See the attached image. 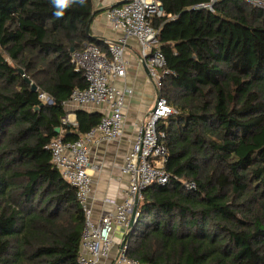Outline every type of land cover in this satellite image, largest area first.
<instances>
[{"label":"trees","instance_id":"16d2710c","mask_svg":"<svg viewBox=\"0 0 264 264\" xmlns=\"http://www.w3.org/2000/svg\"><path fill=\"white\" fill-rule=\"evenodd\" d=\"M157 1L169 72L161 94L177 112L159 125L171 178L143 193L127 258L264 264V11L242 0L213 12L196 9L209 0ZM55 12L51 0H0V264H78L80 255L85 213L46 146L99 125L86 112L76 127L63 120L73 90L87 87L73 54L106 48L88 38L93 0Z\"/></svg>","mask_w":264,"mask_h":264},{"label":"built area","instance_id":"2783aa9c","mask_svg":"<svg viewBox=\"0 0 264 264\" xmlns=\"http://www.w3.org/2000/svg\"><path fill=\"white\" fill-rule=\"evenodd\" d=\"M120 1L119 6L108 10L107 19L113 30L122 32L123 38L106 41L105 50L89 45L82 52L73 54L76 70L83 74L87 87L73 90L65 106L101 108L99 125L73 142L57 138L46 146L56 169L76 190L77 199L85 213L86 224L78 264H137L127 258L126 245L123 249L120 247L116 258L110 261L115 247V230L118 227L129 228L136 202L140 205L143 193L148 188L155 184L167 186L171 178L165 170L168 159V149L164 143L166 135L159 131V125L177 112L161 94L163 80L169 72L166 70L167 58L160 48V29L154 23L164 18L165 12L162 4L156 0ZM224 1L229 0H209L208 4L196 9L213 12L215 5ZM242 1L264 11V0ZM129 38L137 39L141 46V59L148 66L158 97L155 107L137 125L132 150L122 167V173L129 178L124 201L115 205V202L108 200L115 205V211L103 217L99 223H94L90 209V171L94 169L90 159L91 147L98 143L117 141L123 135L126 100L132 91L118 90L115 82L124 79L127 74L125 49ZM39 100L45 105L54 104L45 93L39 95ZM64 124H67L65 119ZM195 188V184L188 185L189 190Z\"/></svg>","mask_w":264,"mask_h":264},{"label":"crops","instance_id":"0c3cea01","mask_svg":"<svg viewBox=\"0 0 264 264\" xmlns=\"http://www.w3.org/2000/svg\"><path fill=\"white\" fill-rule=\"evenodd\" d=\"M120 4V0H93L94 13L87 28L88 38L101 41L103 48L106 41H117L123 38L122 32L113 30L107 19L108 10ZM125 61L127 63L126 77L115 82L118 90L132 91L126 100L123 135L117 141L98 143L91 147L90 159L94 169L90 171L92 180L90 209L94 223H99L103 217L112 214L115 211V205L124 201L129 187V178L122 173V167L126 156L132 150L137 125L152 111L158 97V91L151 80L148 66L141 59V46L135 38L127 40ZM66 111L67 115L64 119L68 128L77 126V112H86L96 116L97 120H101V108L90 106L76 108L70 105L66 106ZM60 133L63 137L68 134L64 130H60ZM108 200L115 202V205L109 203ZM128 229V227H118L115 230V247L112 255L118 252Z\"/></svg>","mask_w":264,"mask_h":264},{"label":"clouds","instance_id":"9594fccd","mask_svg":"<svg viewBox=\"0 0 264 264\" xmlns=\"http://www.w3.org/2000/svg\"><path fill=\"white\" fill-rule=\"evenodd\" d=\"M71 0H51L52 6L56 9L55 15L57 17L62 16L64 14V9H66Z\"/></svg>","mask_w":264,"mask_h":264},{"label":"water","instance_id":"95a60500","mask_svg":"<svg viewBox=\"0 0 264 264\" xmlns=\"http://www.w3.org/2000/svg\"><path fill=\"white\" fill-rule=\"evenodd\" d=\"M33 91L35 92L36 91V87L33 86ZM58 133L60 132V129H57L56 130ZM138 210H139V202H136V206H135V209L132 213V217H131V220H130V224H129V229L133 228L134 225L136 224V221H137V214H138ZM126 237L124 238L123 242H122V245H121V248L123 249V247L126 245Z\"/></svg>","mask_w":264,"mask_h":264},{"label":"rangeland","instance_id":"374dc122","mask_svg":"<svg viewBox=\"0 0 264 264\" xmlns=\"http://www.w3.org/2000/svg\"><path fill=\"white\" fill-rule=\"evenodd\" d=\"M174 109V108H173ZM175 110V109H174ZM116 252V251H115ZM116 254H117V252H116ZM115 254V255H116ZM115 255H112V259L110 260V261H112L113 259H115L116 258V256Z\"/></svg>","mask_w":264,"mask_h":264}]
</instances>
